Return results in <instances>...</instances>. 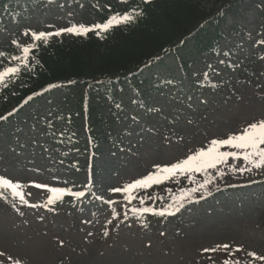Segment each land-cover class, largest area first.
I'll return each mask as SVG.
<instances>
[{
    "label": "rangeland",
    "instance_id": "374dc122",
    "mask_svg": "<svg viewBox=\"0 0 264 264\" xmlns=\"http://www.w3.org/2000/svg\"><path fill=\"white\" fill-rule=\"evenodd\" d=\"M245 1L253 6L238 22L225 18L223 30L228 32L238 23L241 31L221 43L218 55L197 59L191 66L186 64L190 52L180 53V58L166 56L165 65L156 71L169 77L172 85L158 94L145 93L148 88H130L128 97H121L125 102L136 97L138 103L128 104L110 119L103 104L104 123L95 128L100 135L98 152L90 149V137L83 131L95 114L89 120L81 116V88L57 91L50 101L45 98L20 115L14 113L15 103L0 94V115L13 116L9 131L0 133V176L20 183L28 202L9 212L0 210V252L4 253L0 264L15 260L20 264H264L247 255L264 256V169L234 173L229 166L244 162L231 158L209 171L210 195L201 198L204 190L195 193L193 200L200 203L191 212L160 225L164 235L150 233L142 221L129 220L113 224L106 242L99 237L111 215L125 206L112 189L146 176L157 165L168 166L206 150L211 140L240 134L264 119V62L255 63L260 70L251 73L253 81L240 79L238 69L224 65L254 60L264 51V0ZM72 21L73 15L51 12L26 23L57 31ZM9 27L13 33L15 25ZM202 79L217 86H199ZM110 125L115 131H110ZM218 170L224 172L222 177ZM195 175L203 183V173ZM186 177L171 180L183 191L199 185L186 184ZM34 184L85 192L78 199L83 203L78 222L74 223L72 214L65 217V211L59 214L60 210L49 206H28L43 205L48 198L46 189ZM224 244L230 248H217Z\"/></svg>",
    "mask_w": 264,
    "mask_h": 264
},
{
    "label": "trees",
    "instance_id": "16d2710c",
    "mask_svg": "<svg viewBox=\"0 0 264 264\" xmlns=\"http://www.w3.org/2000/svg\"><path fill=\"white\" fill-rule=\"evenodd\" d=\"M55 1L58 2L57 9L78 12L82 16L76 25L103 23L110 15L122 14L133 8L143 14L128 25L114 27L99 35L96 30L88 32L86 36L70 34L69 40H55L53 36L46 44L36 42L37 47L29 53L26 64L13 57L21 56L20 49L33 43L32 31H26V41L18 43L17 37L8 34L4 21L0 20V30L4 36L0 44V53H3L0 55V71L7 67L19 68L17 74L6 77L5 82L0 84V93L17 104V111L21 105L48 93L56 85L98 87L106 91L108 100L112 101L116 85H124L125 81L143 84L140 70L162 54L184 49L197 51L200 55L217 52L220 40L226 38L221 30L225 16H238L239 9L243 7V0H151L150 3L143 0H127L126 3L121 0H83L79 4L80 0H0V16L4 14L17 23L18 17L40 18L52 11ZM14 40L16 43H13ZM84 106L86 109V99ZM91 112L89 109L88 116ZM10 121L7 117L0 120V131L10 128ZM191 176L192 180L187 177V182L201 184L194 173ZM204 178L203 174L202 182ZM9 194L0 191V204L9 200ZM179 195L173 182L153 185L140 192L136 197L137 203L126 206L113 219L120 216L137 217L131 211L133 208L160 210L173 202V196ZM141 199L144 200L143 204L140 203ZM63 202L64 198L56 203ZM192 203L185 201L184 207L173 216L157 217L146 213L139 218L149 222L168 221L177 218L186 205ZM105 233H102V239H106Z\"/></svg>",
    "mask_w": 264,
    "mask_h": 264
},
{
    "label": "snow or ice",
    "instance_id": "6c2138e0",
    "mask_svg": "<svg viewBox=\"0 0 264 264\" xmlns=\"http://www.w3.org/2000/svg\"><path fill=\"white\" fill-rule=\"evenodd\" d=\"M122 3H126L127 0H121ZM144 3H150L151 0H143ZM142 11H138L133 8L124 13H116L110 15L103 23H98L91 26L85 25H72L68 28L59 29L55 32H32L31 40L32 44L20 49L22 52L21 56L13 57L15 60H19L22 64H26L29 59V53L32 49L37 47L36 42L47 43L49 39L53 36H60L64 33L76 35V36H86L90 31H97V35L102 32H107L114 27L121 25H128L134 22L135 18L141 16ZM28 33L25 32V35ZM13 43H16L14 40ZM3 55V53H0ZM19 72L18 67H7L4 71H0V84L5 82L6 77L10 75H15ZM207 76V73L204 74ZM28 99H31L29 97ZM11 115V113H9ZM6 117L0 116V120H4ZM222 147H227L229 149H235V151H220ZM229 158L233 161L242 160L244 163L237 167L235 164L229 166V171L239 172L243 175L245 172H251L253 169H264V119L253 122L245 127L240 134L231 135L227 139H213L210 141V146L206 150H198L193 155H189L186 159L179 162L173 163L170 166H155V171L150 172L142 178L136 179L131 183L125 184L122 188L112 189L113 192L122 193L125 199L130 203L136 198L134 193L137 190H147L153 185H159L177 176L187 175L188 179L192 180V173H203L204 182L199 184L197 187H192L187 191H181L179 196H173L172 203L165 205L160 210H154L151 207H142L139 209L133 208L131 211L138 218L142 217L144 214H152L157 217L173 216L184 207L185 201L192 202L195 193L204 190L201 193V198L210 195L207 191V187L212 183V178L208 174L209 169H217L218 165L227 164ZM217 175L223 176L224 172L218 170ZM194 183V181H192ZM36 188H45L50 194L43 205H28L30 207H45L55 204L57 201H62L65 196L72 197L73 200H78L85 196L83 191H72L69 188L64 187H49L41 184L32 185ZM23 186L18 182H13L12 180L0 176V191L10 192L15 198H18L21 204L27 205L28 202L24 198L22 191ZM99 199V197H97ZM107 203H112V201H107ZM140 203L143 204L144 200L141 199ZM163 235V233H161ZM107 235V233H105ZM223 247L224 249H229L230 245H218L217 248ZM205 252L216 251V249H204ZM235 251H241V249L236 248ZM4 253L0 252V256ZM247 255L253 260L264 261V256H257L254 252H248ZM13 264H20L19 260L13 261ZM225 264H229L225 261ZM239 264V262H236ZM251 264V262H249Z\"/></svg>",
    "mask_w": 264,
    "mask_h": 264
}]
</instances>
